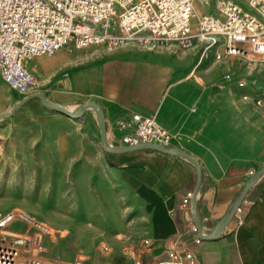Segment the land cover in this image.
Returning a JSON list of instances; mask_svg holds the SVG:
<instances>
[{
  "label": "crops",
  "instance_id": "0c3cea01",
  "mask_svg": "<svg viewBox=\"0 0 264 264\" xmlns=\"http://www.w3.org/2000/svg\"><path fill=\"white\" fill-rule=\"evenodd\" d=\"M216 1L196 0L197 15H216ZM218 47L206 54L200 44L188 49L174 43L157 49L137 44L78 49L70 44L53 56L25 63L40 78L29 97L11 88L10 97V86L0 76L4 158L29 170L30 184L51 186L44 200L46 214L67 218L56 228L81 234L76 240L87 259L84 264H114L116 258L120 264H155L167 259L174 243L192 249L200 264H264V175L249 193L254 205L245 224L233 233L231 223L219 241L194 245L180 204L195 190V165L157 150L109 153L95 110L77 115L82 104L95 102L114 147L132 131L119 126L131 124L136 114L155 118L170 131L174 145L200 164L198 216L204 232L211 233L264 167V109L256 103L262 86L258 91L241 88L238 78L248 79L252 67L228 68L227 63L236 62L226 60L219 74L230 71L235 79L220 87L214 65L206 69L223 52ZM38 95L76 115L48 108ZM5 161L0 160V167H7ZM41 254L67 262L43 249Z\"/></svg>",
  "mask_w": 264,
  "mask_h": 264
},
{
  "label": "built area",
  "instance_id": "2783aa9c",
  "mask_svg": "<svg viewBox=\"0 0 264 264\" xmlns=\"http://www.w3.org/2000/svg\"><path fill=\"white\" fill-rule=\"evenodd\" d=\"M195 2L0 0V76L14 92L29 97L39 87L40 78L28 71L25 63L36 57L53 56L70 44L78 49L90 46L113 49L126 44L157 49L171 43L188 49L200 44L206 54L223 44V52L216 55L218 60L225 56L264 57V0H217V14L201 16L196 13ZM245 86L240 84L242 88ZM243 98L247 100L248 96ZM256 103L264 109V95ZM119 127L132 131L123 135L121 146L116 148L176 147L175 136L155 118L136 114L131 124ZM250 191L232 218L233 233L245 224L254 205ZM194 196V190H189L180 209L187 216L192 243L201 245L211 233L204 232V227L200 230L195 222ZM15 222H21L26 231H11L9 226ZM46 234V226L26 214H8L0 220V264H84L81 259L63 262L43 257L42 240ZM149 243L144 241L145 245ZM155 264H200V261L192 249L174 243L167 250V259Z\"/></svg>",
  "mask_w": 264,
  "mask_h": 264
},
{
  "label": "rangeland",
  "instance_id": "374dc122",
  "mask_svg": "<svg viewBox=\"0 0 264 264\" xmlns=\"http://www.w3.org/2000/svg\"><path fill=\"white\" fill-rule=\"evenodd\" d=\"M221 47L222 44L218 48ZM250 58V60L242 61V59L235 57H224L221 60H218L215 57L206 65V69H210V67L214 65V70H216L215 79L217 80V83L220 87H229L230 84L228 83L234 81L235 76L230 71L225 73V75L219 74L218 70L226 67L225 63L221 61L231 60L236 62L235 64L227 63L226 65L228 68H232L234 65L235 68L238 69L252 67L250 77L248 79L238 78V85L240 86L241 83H245V87L248 85V88L252 91H258V87L262 86L256 94V100H258L264 95V57L254 55L250 56ZM239 60H241L242 63L238 64L237 61ZM9 93L11 97L10 87ZM246 95L248 96V94ZM1 142L2 141L0 139V160H7L5 161L7 162V167H0V213L5 211L4 215H0V220L8 214L21 212L35 219L39 223L47 224L50 230L42 240V249L44 254L52 255V258H60L67 262H73L76 259H81L86 262L87 259L85 254L81 252L82 250L80 249V244L76 240L81 234L71 232V230H61L56 228L54 224H59L58 222L60 221L64 222L67 218L52 217L46 214L44 200L47 195H50L51 186L30 184L29 170L14 167L13 162H11L8 158H4L5 146L4 143L1 144ZM15 186L20 192L19 195H15ZM27 195H31L32 199L29 200ZM9 227L14 231L24 230V225L21 222H15ZM102 251L107 253L105 250H100V252ZM113 263L120 264L117 258L113 260Z\"/></svg>",
  "mask_w": 264,
  "mask_h": 264
},
{
  "label": "water",
  "instance_id": "95a60500",
  "mask_svg": "<svg viewBox=\"0 0 264 264\" xmlns=\"http://www.w3.org/2000/svg\"><path fill=\"white\" fill-rule=\"evenodd\" d=\"M41 100L43 101L44 105L47 106L48 108H51L53 110L65 113L69 116H74L76 115L75 113H73L72 111H70L67 108H64L62 106L59 105H55V104H51L49 102H47L45 100V97L43 95H38ZM23 101L17 103L14 108L18 107ZM92 108L95 110V112L98 115L99 118V126H100V130H101V135H102V140L104 143V147L105 150L109 153H114V154H121V153H128V152H133V151H137V150H157V151H163V152H169L171 154H174L176 156H180L183 158L188 159L189 161H191L196 169H197V183H196V187L194 190L195 196L193 198V212H194V216H195V222L197 224V226L200 228V230H202L203 228V224L199 219L198 216V203H197V196L198 193L200 191V187L202 184V169L200 167L199 162L189 153L178 149L177 147H174L172 149H167V148H162L156 145H141L138 147H133V148H116L113 147L107 139L106 136V129H105V121H104V116L102 111L99 109V107L97 106V104L93 101H89L86 102L84 104H82L80 106V108L78 109L77 115L78 114H82L84 113L87 109ZM264 175V167H262L260 170H258L249 180V182L247 183V185L244 187L243 191L241 192L239 198L237 199V201L234 203L231 211L216 225V227L213 229V231L211 232L210 236L204 237L205 240H213L216 238H219L222 236L223 232L227 229V227L229 226V224L232 221V218L237 210V208L241 205L242 201L244 200V198L246 197V195L248 194V192L254 187V185L256 184V182Z\"/></svg>",
  "mask_w": 264,
  "mask_h": 264
},
{
  "label": "bare ground",
  "instance_id": "6f19581e",
  "mask_svg": "<svg viewBox=\"0 0 264 264\" xmlns=\"http://www.w3.org/2000/svg\"><path fill=\"white\" fill-rule=\"evenodd\" d=\"M221 46V45H220ZM222 46H223V44H222ZM19 190H17V188H16V186H15V195H19ZM28 196V199L29 200H31L32 198V196L31 195H27ZM48 217V216H47ZM44 226H46V228H47V232L49 233V230H50V228H49V226L47 225V224H44V223H42Z\"/></svg>",
  "mask_w": 264,
  "mask_h": 264
}]
</instances>
